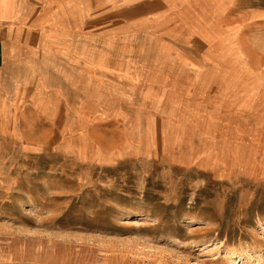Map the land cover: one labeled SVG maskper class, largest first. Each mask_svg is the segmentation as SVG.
<instances>
[{
  "label": "rangeland",
  "instance_id": "obj_1",
  "mask_svg": "<svg viewBox=\"0 0 264 264\" xmlns=\"http://www.w3.org/2000/svg\"><path fill=\"white\" fill-rule=\"evenodd\" d=\"M216 1L220 85L177 78L157 110L126 80L125 120L62 111L38 146L0 112V264H264V0Z\"/></svg>",
  "mask_w": 264,
  "mask_h": 264
},
{
  "label": "crops",
  "instance_id": "obj_2",
  "mask_svg": "<svg viewBox=\"0 0 264 264\" xmlns=\"http://www.w3.org/2000/svg\"><path fill=\"white\" fill-rule=\"evenodd\" d=\"M219 10L216 0H0V112H24L25 141L38 146L51 131L62 141L73 120L62 122V111L123 121L125 102L136 93V105L158 110L177 78L220 85L212 27ZM206 29L215 34L211 41L202 36ZM142 35L153 37L149 52ZM106 79L113 86L93 89ZM143 79H150L144 90H125L126 80L137 87ZM263 82L257 88L264 93Z\"/></svg>",
  "mask_w": 264,
  "mask_h": 264
}]
</instances>
